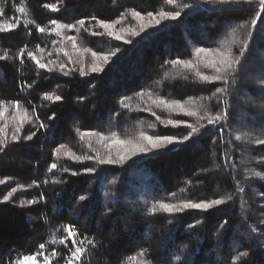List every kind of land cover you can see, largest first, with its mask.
I'll list each match as a JSON object with an SVG mask.
<instances>
[{"label":"trees","instance_id":"1","mask_svg":"<svg viewBox=\"0 0 264 264\" xmlns=\"http://www.w3.org/2000/svg\"><path fill=\"white\" fill-rule=\"evenodd\" d=\"M175 11L181 16L151 28L160 12ZM135 12L137 20L151 13V26L141 31L140 22L132 20ZM258 14L264 15L259 0H0V23L19 21L15 30L0 33V127L6 126L0 134V180L5 181L0 184V264H18V256L38 253L41 244L47 255L56 250L52 264H66L71 241L65 247L59 240L69 224L86 250L79 264H264V145L255 143L264 133L249 129L258 122L264 127L258 112L259 104L264 108V78L241 73L264 75V19ZM54 19L75 27L55 29ZM97 20L114 25L123 39L109 36ZM127 24L131 38L124 35ZM93 51L109 57L108 64L95 61L103 69L96 73L90 70ZM29 52L47 67L41 69ZM217 53L240 61L228 83L197 75H217L210 67L221 59ZM52 63L55 67L48 68ZM241 90L257 107L242 116L245 125L237 126L236 111L244 108ZM156 98L178 100L197 115L170 113L153 103ZM225 111L226 120L207 123ZM21 117L20 136L36 135L13 141ZM169 119L184 123L169 125ZM188 124L197 129L191 141L136 156L130 145L112 142L146 143L142 132L182 139L192 132ZM85 132L96 134L82 137ZM119 154L131 159L98 162L119 161ZM87 156L93 159H83ZM86 168L96 171L84 173ZM13 188L18 193L4 201ZM131 189L143 193L133 196ZM120 195L127 196L128 206ZM213 199L225 203L174 213L159 207ZM96 216L102 217L97 228ZM230 240L236 248L227 244ZM37 259L44 264L43 257Z\"/></svg>","mask_w":264,"mask_h":264},{"label":"snow or ice","instance_id":"2","mask_svg":"<svg viewBox=\"0 0 264 264\" xmlns=\"http://www.w3.org/2000/svg\"><path fill=\"white\" fill-rule=\"evenodd\" d=\"M219 3H228L229 0H218ZM259 3L261 5V7H264V0H259ZM48 7H52L51 5H49ZM54 11H56L57 9L53 8ZM21 12L23 11V9L20 10ZM134 15L136 17H140V13L139 12H135ZM149 16L152 17V14L149 13ZM159 16L161 19H172L175 20L177 17L181 16V12L179 11H175V12H160ZM258 18L260 19H264V15L258 14ZM95 19V18H93ZM152 19H155L154 17H152ZM161 20L157 19L155 20L156 24H160ZM50 23L54 26L55 29H64L67 28L69 30L73 29L75 26L72 24H60L57 22V20H52L50 21ZM96 23L101 27L104 28L105 30H108V35L109 36H115V38L117 40L121 39L122 37L119 34L114 33L113 31H111V29L113 28L112 24L106 23L102 20H97ZM257 23V20L254 19L252 21V24L255 25ZM85 22L83 20L79 21V25L81 28L84 27ZM151 26V21L149 22V24L145 25V24H141V31H144L147 27ZM17 27H19V21H17V23H10V22H5V23H0V33H6V32H11L13 30H15ZM37 31L39 32H43L44 29L43 28H39L37 29ZM93 35H97L98 33H92ZM68 40L72 41V46L74 49H76V41L74 37H67ZM40 51H42V49H38ZM77 51L79 52L80 50L77 49ZM84 53H87L89 51L88 48H84L82 50ZM198 53H205L208 52L207 49L204 48H198L196 50ZM21 56H23V49H21ZM65 55H67V53H64ZM243 54V53H242ZM92 57H93V63L91 64V72L96 73V72H100L102 71V67L96 63L95 61L98 59H103L104 64H108L109 62V57L108 56H103L100 57L98 55L97 52L93 51L91 53ZM112 55H115V53H112ZM218 56L221 57V59L217 62V61H212L210 64V67L214 68L215 72L217 73V75L209 77L207 75L201 74L200 72H197V75L200 77V79L202 81H208V82H212V81H224V83H228V76L232 71H235V69L233 68V64L239 65L240 61L239 60H229L226 56L225 53H217ZM28 56L35 60L38 64V66L41 69H44L47 67L46 64L44 63H40V61L37 59V57L34 55V53L29 52ZM0 59H3V57H0ZM69 62H71V59L69 58ZM173 63H181L180 61H173ZM65 67L64 64H60L59 68L61 70H63ZM183 67L185 68H192L193 65L191 63H183ZM81 74L83 75V67H81ZM217 91L223 92L225 91L224 89H217ZM46 99H51V97H46ZM56 100L61 99L59 96L55 97ZM153 103L157 106V107H161L162 109L167 110L170 113H176V112H181L184 113L188 116H196L197 113L195 111L189 110L185 107V105L181 104L178 100H166V99H162V98H156ZM14 107L18 108L19 105L16 104L14 105ZM153 115H156L155 112H153ZM4 116V112L0 111V117ZM200 120L205 119V115H201L198 117ZM228 118V113L227 111L219 114V115H215V116H210L207 118V123L209 125H213L215 126L216 124H218L221 120H226ZM156 119L157 120H161V116L156 115ZM25 122V118L21 117L20 118V124L16 127L15 129V133L12 136V140L13 141H19L21 139L23 140H31L33 138V136L36 135L35 132H32L30 135H26L21 137L20 136V132H21V128L23 127V123ZM161 122H163L161 120ZM184 123V121L181 120H173V119H169L167 121V124L169 125H178ZM189 128H192V125L188 124L187 125ZM40 127L43 128L45 127V125L40 124ZM201 127H203V125H201ZM197 132L196 128H192V132L189 133L188 135H185L182 137V139H178L175 136H160L158 134L156 135H152V134H145V133H140V137L143 141H146V143H132L131 141H125V140H120V139H114L112 142L114 144H118V145H124V146H129L130 145V151L132 153V156H136L137 154H141V153H147L149 151V149H153V150H157V149H161L163 147H166L168 145H172L174 143H181L183 144L184 142L187 141H191L192 136L194 133ZM6 133V126L4 127H0V134H5ZM96 133H90V132H85L82 133V137L86 136V135H95ZM241 137L240 136H236V140H240ZM255 143L257 145H264V139H260V140H256ZM0 151H3V141H0ZM59 152V149H57V153ZM76 159H82L81 157L77 156L75 157ZM83 159H93L92 156H87V157H83ZM128 159H131L130 156L127 155H123V154H119V161H117L114 158L108 157V158H98V162L101 165L104 164H116V163H124L126 162ZM52 169H55L57 167L56 164H52L50 166ZM96 171V169L94 168H86L84 169V173H94ZM73 175H76V173H73ZM254 175H260L259 173H255ZM261 179H264V176L260 177ZM5 183L4 180H0V184ZM17 190L15 188L12 189V192H10L8 195L3 197L4 201H8L10 199V197L12 196L13 193H15ZM81 200L84 199L83 196L80 197ZM34 203L33 201H29V204ZM225 201L221 200V199H213L211 201H202L200 203H194V202H186L183 203L180 207H177L176 205H172V204H168V203H161L159 205L160 209L165 212V213H174V212H179L182 209H201V210H208L213 208L214 206H219L224 204ZM150 211L154 212L155 209H150ZM64 232L66 233V235L61 238L59 240V244L67 247L68 246V242L71 241V245H72V249H70V257L67 258L66 260V264H79V262L81 261L82 257L84 256L85 253V249L80 247L79 244H82L83 241H77L76 237L78 235V233L76 232L75 228L73 225L69 224L66 225L64 227ZM53 243H55V241H53ZM93 241H89V244H92ZM44 244L40 245V251L38 253L32 254V255H27V256H23V257H19L17 258L18 264H39V261L37 259L38 256L43 257L44 259V264H52V260L51 257H54L57 255L56 250H53L51 252L50 255H47L43 252L44 249ZM143 254V253H142Z\"/></svg>","mask_w":264,"mask_h":264},{"label":"rangeland","instance_id":"3","mask_svg":"<svg viewBox=\"0 0 264 264\" xmlns=\"http://www.w3.org/2000/svg\"><path fill=\"white\" fill-rule=\"evenodd\" d=\"M158 19L159 20H164V21H167V20H169V19H161L160 18V16H158ZM132 20L134 21V22H140V25L141 24H145V25H147V24H149V20H151V21H154V19H152L151 17H148V18H141V20H137V17L135 16V15H132ZM154 23L155 22H153L152 23V29L153 28H156V26H158V25H154ZM126 26V28H125V30H126V32H124V35H126L127 34V37H129V38H131V36H130V33L132 32V29H131V26L130 25H125ZM264 29V28H263ZM112 30H113V32L114 33H118L119 32V29L118 28H115L114 27V25H113V28H112ZM117 31V32H116ZM121 39H123V37L121 38ZM253 50L255 51H257V49H256V47H253ZM54 63H52V64H50L49 66H48V68H53V67H55V65H53ZM242 74H243V76H249V77H251V78H259V79H263L264 78V75H260V74H258V73H251V72H249V70L248 69H243L242 70V72H241ZM240 95L241 96H239V98L238 99H241V100H243L244 101V108L242 109V110H238V111H236V113H237V115H236V125L237 126H239V125H245V123H244V119H243V115L244 114H246V113H248L247 111H249V110H251V109H254V108H256L257 106H255V105H252L249 101H250V99H249V97L246 95V93H245V91H243V90H241V92H240ZM247 101V102H246ZM260 107H262V105L261 104H259L258 105V112H259V116L260 117H262V116H264V108H260ZM260 122H258V124H256V125H254V126H251V127H249V129H250V131H252V132H261V133H264V127L262 126V125H260L259 124ZM31 150L32 151H35V148H33V147H31ZM248 158H250V157H248ZM247 158V159H248ZM248 160H250V159H248ZM248 163V161L246 162V164ZM248 186H250V190H252V188L254 187V185H253V182H251V183H249L248 184ZM17 193H18V191H16ZM131 193H132V195L134 196H138L139 194H142V193H140V191H138V190H136V189H131ZM11 197H13V195L11 196ZM120 200L121 201H123L125 204H126V206H128L130 203H129V199L127 198V196L126 195H120ZM105 201H107V200H105ZM104 201V202H105ZM68 203L72 206L73 204H72V202L71 201H69L68 200ZM250 214H254V211L252 210V211H250L249 212ZM69 214L70 215H72V212L71 211H69ZM89 218V215H87L84 219H83V223H85L86 221H87V219ZM102 219V217L100 216V217H98V216H96L95 218H94V221H93V223H94V225L96 226V228L98 227V224L99 223H97L98 221H100ZM122 219L125 221V220H128V215L126 214V213H124V216H122ZM123 220H121V221H123ZM127 231V228H124L123 230H122V232L123 233H125ZM111 232H113V234H114V232H115V230L114 229H111ZM238 234V233H237ZM241 233H239V235H240ZM242 234H244V233H242ZM241 234V235H242ZM245 235V234H244ZM261 239L262 238V236L261 235H259L258 234V239ZM215 239H217L219 242L221 241V239H219V238H215ZM114 244L117 242V239L115 238L114 239ZM227 244H229L231 247H233L234 246V243H232V241L230 240ZM233 248H236V246H234Z\"/></svg>","mask_w":264,"mask_h":264}]
</instances>
